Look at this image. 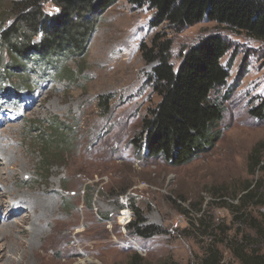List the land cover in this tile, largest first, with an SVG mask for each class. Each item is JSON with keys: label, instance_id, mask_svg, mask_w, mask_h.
I'll list each match as a JSON object with an SVG mask.
<instances>
[{"label": "rangeland", "instance_id": "obj_1", "mask_svg": "<svg viewBox=\"0 0 264 264\" xmlns=\"http://www.w3.org/2000/svg\"><path fill=\"white\" fill-rule=\"evenodd\" d=\"M19 1L0 0V33L17 23L27 40L39 43L52 24L47 19L59 10L44 3L42 26L25 27L14 7ZM153 18L147 5L127 0L74 18L92 31L85 54L61 63L75 74L69 80L60 79L53 65L33 66L32 58L11 71L14 63L0 46V73L6 70L0 79V132H6L0 133V147L10 145L18 162L13 179L11 170L0 166L7 180L0 194L7 206L13 200L22 204L20 194L47 198L40 225L47 238L32 243L26 236L31 223L10 217V209L0 211V228L13 222L25 233H14L24 247L0 240L6 252L0 264H203L214 258L242 264L239 255L264 256L255 231L264 228V42L207 19L174 29L152 28ZM157 34L171 41L175 69L207 36L219 35L229 47L221 60L229 77L210 97L223 108L220 139L186 166L148 158L145 145L135 146L144 119L160 100L149 79L157 63L145 62L140 50ZM55 122L64 128V147L46 159L41 139L54 132ZM255 157L258 167L252 165ZM248 185L258 187L262 203H239ZM122 210L128 212L126 225ZM134 210L142 215V226L160 232L137 237L128 230Z\"/></svg>", "mask_w": 264, "mask_h": 264}, {"label": "trees", "instance_id": "obj_2", "mask_svg": "<svg viewBox=\"0 0 264 264\" xmlns=\"http://www.w3.org/2000/svg\"><path fill=\"white\" fill-rule=\"evenodd\" d=\"M118 0H21L14 3L16 15L25 27L35 28L44 17L39 14L44 3L50 2L59 10L51 19L50 29L43 34L39 43L25 38L23 28L13 23L0 33V46L11 57L14 71L22 61L38 63L43 68L52 66L60 79L69 80L75 74L64 70L61 63L71 56L85 54L91 27L88 23L73 21L88 13H103ZM136 7L147 5L154 11L150 22L152 28L167 25L182 29L192 27L207 19L209 22L226 27L234 33H243L255 40L264 42V0H127ZM79 22V23H77ZM22 28V29H21ZM229 47L219 35H210L190 47L182 56L175 69L171 64V41L165 36L155 35L150 46L140 45L142 59L147 63L156 62L152 69L150 82L153 92L160 98L158 104L147 114L143 122L140 139L136 147H146L148 158H160L172 167L189 165L200 156L209 153L220 139L218 125L223 117L220 104L211 101L212 92L223 86L228 77L221 60ZM14 61V62H13ZM19 61V62H18ZM58 65L56 68L54 65ZM15 65V66H14ZM6 70L0 73L5 79ZM60 74V75H59ZM71 76V78H68ZM108 104V100L105 102ZM54 132L48 138L41 139L45 146V157L50 151L60 152L64 147V128L53 123ZM146 135V138H145ZM49 139V141L47 140ZM56 142L52 146V143ZM252 165L258 167L256 157ZM248 185L238 199L242 204L250 199L262 203L256 189ZM138 210L133 212V220L127 225L137 237H153L159 233L154 226H142L144 223ZM259 239L264 242V228L255 227ZM264 245V243H263ZM256 255V254H255ZM242 264H264V256L242 258ZM135 256L133 260H136ZM214 258L203 264H219Z\"/></svg>", "mask_w": 264, "mask_h": 264}, {"label": "bare ground", "instance_id": "obj_3", "mask_svg": "<svg viewBox=\"0 0 264 264\" xmlns=\"http://www.w3.org/2000/svg\"><path fill=\"white\" fill-rule=\"evenodd\" d=\"M37 102H38V100H37ZM0 133H6V132H5V130H2ZM13 154H14L13 149H12V147H10V145H7V146L5 145V147H3V148L0 147V158H1L0 166L4 165L3 166L4 170H6V169L11 170L10 174H9L10 179H13V176H14L12 173V170L18 166L17 165L18 164L17 159ZM2 172L0 170V184H3L5 187L7 180H6V177L4 178L2 176ZM3 194H5V193L0 194V211L4 210V212H5L8 209H10V211H11L10 217H12L11 215L16 216L18 218L17 220L20 221L21 223H25V222L31 223V229H30L29 233L26 235L27 237L30 238V243H32L33 240L37 237L39 238V240L47 238V235L45 234L43 228L40 226L41 222L44 221L46 219V216H47V198L40 196V195H37V194L31 195L32 193L29 195H25V196L23 194L22 195L20 194V196H17V199L21 198L20 202H22V204H20L16 200H13V204H14V202H18V204L16 205V209L14 210L13 204L12 205L9 204V206L4 204V202L2 200ZM28 210H29V212H28ZM30 215H31V217H30ZM11 221H12V219H11ZM10 224L11 225L4 224L5 226H7V228H5V229L0 228V238H1L0 240H9V241L13 240V242L15 241V244L17 246L24 247L25 244L21 240L22 237L17 238V237H15L14 233H18L19 235L20 234L24 235L25 233L23 234V231H21V229L18 228L19 224L13 223V222H10ZM27 241H28V239H27ZM41 246H43V245H41ZM3 247L4 246L0 245V260L3 257H5V254H6ZM31 251H32V249H31ZM31 253H34V252H31ZM25 258H26V256H25ZM10 263H12V261Z\"/></svg>", "mask_w": 264, "mask_h": 264}, {"label": "built area", "instance_id": "obj_4", "mask_svg": "<svg viewBox=\"0 0 264 264\" xmlns=\"http://www.w3.org/2000/svg\"><path fill=\"white\" fill-rule=\"evenodd\" d=\"M127 218H128V212H127L126 210H122V211H121V219H122V221L125 222V224H123V225H126V223H127Z\"/></svg>", "mask_w": 264, "mask_h": 264}]
</instances>
